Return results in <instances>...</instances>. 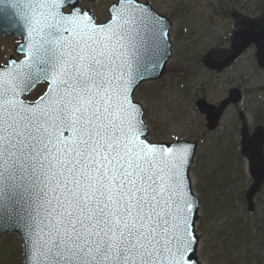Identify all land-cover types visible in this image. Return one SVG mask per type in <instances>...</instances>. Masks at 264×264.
I'll use <instances>...</instances> for the list:
<instances>
[{
	"label": "snow or ice",
	"instance_id": "snow-or-ice-1",
	"mask_svg": "<svg viewBox=\"0 0 264 264\" xmlns=\"http://www.w3.org/2000/svg\"><path fill=\"white\" fill-rule=\"evenodd\" d=\"M78 3L0 0V25L26 37L0 67V220L29 264H198L192 147L149 141L133 96L166 61L169 25L136 0L105 23Z\"/></svg>",
	"mask_w": 264,
	"mask_h": 264
},
{
	"label": "rangeland",
	"instance_id": "rangeland-1",
	"mask_svg": "<svg viewBox=\"0 0 264 264\" xmlns=\"http://www.w3.org/2000/svg\"><path fill=\"white\" fill-rule=\"evenodd\" d=\"M111 1L91 5L84 0V6H93L102 21ZM141 1L172 21V56L165 75L142 83L134 98L144 107L150 141L199 143L190 171L200 201L198 257L202 264H264V187L255 197L254 212H248L244 192L251 178L240 152L238 117L244 114L250 132L264 124V69L257 64L253 45L221 72L209 71L201 63L208 50L230 46L231 12L256 17L264 10L263 0ZM14 43L12 38L0 39V65L6 63ZM233 87L241 90V101L230 105L218 128L209 131L195 102L205 98L217 105ZM44 90L37 88L32 94ZM0 264H24L23 242L17 234L0 235Z\"/></svg>",
	"mask_w": 264,
	"mask_h": 264
},
{
	"label": "water",
	"instance_id": "water-1",
	"mask_svg": "<svg viewBox=\"0 0 264 264\" xmlns=\"http://www.w3.org/2000/svg\"><path fill=\"white\" fill-rule=\"evenodd\" d=\"M138 5L146 6L150 8V6L148 5H140V4ZM232 16L234 17L235 25L233 30L231 48L217 49L210 51L205 55L203 59V63L211 69H216L220 71L226 66L233 63L245 51L247 47H249L252 43H254L257 47L256 56H257L258 64L260 67L264 68V13L256 19H251L237 12H234ZM166 23L169 25L168 27V32H169L170 23L167 20ZM22 32H23V27L20 24H17L16 27H9L7 29L3 25H0V35L13 33L25 37V35H22ZM167 39L169 41V54L167 56L166 61L162 63L161 67L155 70L154 75L149 76L148 78L142 80L141 82L145 80L158 79L164 74L166 64L169 58L171 57L169 37H167ZM240 99H241L240 91L234 88L229 91V97L224 99L219 106L210 105L204 99L199 100L197 102V106L202 113L206 114L207 127L210 130H213L218 126V122L226 107L230 103L239 102ZM240 119L242 121L241 130H240L242 137V154L247 158L249 162V173L253 180L245 194L248 210L252 212L255 208L254 197L261 190V187L264 183V151H263L264 126H257L253 134L249 135L243 114H240ZM181 142L191 145L193 153H195V149L197 147L196 142L189 143L187 141H179L170 144H176ZM193 157L194 154L191 156V163L193 161ZM190 183H191V179H190ZM197 217H198V212L195 214L194 217L195 222L197 220ZM9 231L19 232V234L22 236V238L25 241V237L22 234L20 227H18L15 223L11 221L0 220V234ZM196 250H197V246H196ZM196 250L195 252H193V254L190 255L189 258L193 259L194 262H198V264H202L198 261ZM26 264H29L27 254H26Z\"/></svg>",
	"mask_w": 264,
	"mask_h": 264
},
{
	"label": "flooded vegetation",
	"instance_id": "flooded-vegetation-1",
	"mask_svg": "<svg viewBox=\"0 0 264 264\" xmlns=\"http://www.w3.org/2000/svg\"><path fill=\"white\" fill-rule=\"evenodd\" d=\"M108 5H110V3H108L107 6H108ZM86 7H87V6H84V3H82V9H85ZM92 9H93L94 13L96 14L97 18L101 21L100 16L98 15L96 9H95L94 7H92ZM66 10H67V9H66ZM107 10H108V8L106 7V13H104V14L102 15V18H103L102 21H105V20L108 18V11H107Z\"/></svg>",
	"mask_w": 264,
	"mask_h": 264
},
{
	"label": "trees",
	"instance_id": "trees-1",
	"mask_svg": "<svg viewBox=\"0 0 264 264\" xmlns=\"http://www.w3.org/2000/svg\"><path fill=\"white\" fill-rule=\"evenodd\" d=\"M263 3H264V0H263ZM242 224V223H241ZM243 231H244V233L246 232V233H248V225H243Z\"/></svg>",
	"mask_w": 264,
	"mask_h": 264
}]
</instances>
